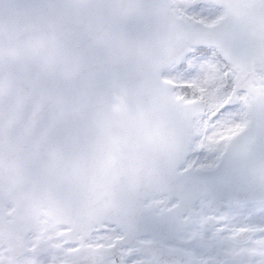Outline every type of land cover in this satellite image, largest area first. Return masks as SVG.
<instances>
[{
  "label": "snow or ice",
  "instance_id": "1",
  "mask_svg": "<svg viewBox=\"0 0 264 264\" xmlns=\"http://www.w3.org/2000/svg\"><path fill=\"white\" fill-rule=\"evenodd\" d=\"M0 264H264V0H0Z\"/></svg>",
  "mask_w": 264,
  "mask_h": 264
}]
</instances>
